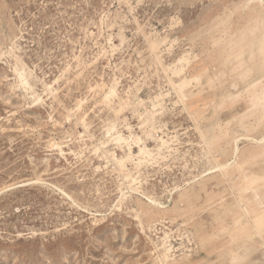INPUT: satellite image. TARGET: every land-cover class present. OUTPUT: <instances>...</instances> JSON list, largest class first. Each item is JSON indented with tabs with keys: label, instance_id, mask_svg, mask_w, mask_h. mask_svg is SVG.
I'll use <instances>...</instances> for the list:
<instances>
[{
	"label": "rangeland",
	"instance_id": "374dc122",
	"mask_svg": "<svg viewBox=\"0 0 264 264\" xmlns=\"http://www.w3.org/2000/svg\"><path fill=\"white\" fill-rule=\"evenodd\" d=\"M0 264H264V0H0Z\"/></svg>",
	"mask_w": 264,
	"mask_h": 264
},
{
	"label": "bare ground",
	"instance_id": "6f19581e",
	"mask_svg": "<svg viewBox=\"0 0 264 264\" xmlns=\"http://www.w3.org/2000/svg\"><path fill=\"white\" fill-rule=\"evenodd\" d=\"M240 141V140H239ZM237 149H238V147H237ZM237 152V151H236Z\"/></svg>",
	"mask_w": 264,
	"mask_h": 264
}]
</instances>
